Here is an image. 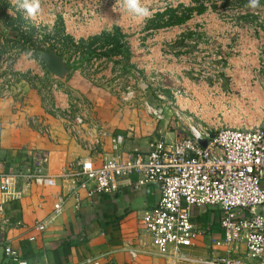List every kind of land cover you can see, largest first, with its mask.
<instances>
[{"label":"crops","instance_id":"0c3cea01","mask_svg":"<svg viewBox=\"0 0 264 264\" xmlns=\"http://www.w3.org/2000/svg\"><path fill=\"white\" fill-rule=\"evenodd\" d=\"M112 9L110 7L100 16L92 14L93 22H102V26L92 34L89 33L90 27L83 26V22L68 13L45 22L48 24L45 32L52 34L54 30L53 35L56 37L63 35L67 39H73L76 50L78 40H84L86 44L89 36L99 35L102 31L110 32L113 25L117 26L124 20L120 9ZM2 12L10 14L7 0H0V14ZM64 23L71 25L70 31ZM28 28L36 29L33 25ZM0 30L3 32L0 42L3 38L9 40L10 25L3 23L1 15ZM124 42L130 52L128 63H125L121 55L106 56L110 46L94 45L91 52L82 47V55L76 62L75 70L71 69V74L64 79L55 78L44 69L51 86L49 108L55 114H51L45 107L40 91L25 80L22 83L26 95L21 98L22 101L13 97L0 99V121L5 128L0 148V171L29 172L32 167V152H45L49 156L44 178L29 185L20 177L12 178L8 191H0V204H3L0 232L3 229L9 245L20 252L27 264H93V259L98 260V264L170 263L166 259L147 255H138L133 259L129 254L139 233V218L159 200L158 187L145 185L134 188L133 178H119L114 191L109 194L88 195L83 189L73 194L70 192V181L61 179L58 175L68 166H74L88 157L98 163L103 156L90 154L81 141L66 131L63 115L73 98H81L90 105L88 120L98 123L101 139L105 144L104 151L108 149L109 140L114 134L124 136L122 150L141 154L148 151L150 142L154 140L169 142L174 139V135H180L178 130H167L166 124H158L135 108L122 113L117 104L120 89L126 88L128 84L129 88L134 89L133 85L137 86L139 83L135 76L125 84L124 75L121 76L125 64L130 66L131 72L138 73L137 70H146L141 69L137 62L147 60L158 63L161 66L159 70L168 78L176 79L181 75V66L176 64V59L169 50L164 52L159 38L150 41V49L141 47L136 40L133 43ZM71 48L70 58L66 57V53H58L68 64H71L75 53L74 47ZM94 59L98 61L96 70L91 67ZM59 200L62 201L61 211L52 215L54 204ZM258 211L264 214V207ZM192 220L201 235L184 252L190 257L200 258L226 255L223 248L214 249L211 244V238L223 237L218 211L211 207L195 208ZM38 222H44V230L34 229ZM30 237L34 238L30 240ZM105 254L106 257L103 256ZM230 255L244 257L243 246H238ZM248 262L255 263L253 260ZM0 264H16L4 255L2 246Z\"/></svg>","mask_w":264,"mask_h":264},{"label":"rangeland","instance_id":"374dc122","mask_svg":"<svg viewBox=\"0 0 264 264\" xmlns=\"http://www.w3.org/2000/svg\"><path fill=\"white\" fill-rule=\"evenodd\" d=\"M23 2L8 0L9 15L13 19L21 16L23 23L17 29L24 35L32 32H28V26L36 27L30 34L33 43L15 39L16 33L11 30L10 39L3 38L0 42L1 100L13 97L20 101L26 95L22 83L25 80L40 91L45 106L50 109L51 86L43 64L34 53L35 47L56 55L66 53L68 58L74 47L73 56L79 60L85 41L78 40L75 50L73 39L63 35L56 37L54 30L52 34L46 33V23L68 13L83 22V26L90 27L92 34L102 26L98 20L93 22L92 14L103 15L111 7L113 11L120 9L124 19L119 25H113L111 31L118 28L126 43L136 40L141 47L149 49L152 47L150 41L159 38L164 52L169 50L176 64L181 66L182 79L168 78L159 70L158 63L147 60L137 62L146 71L122 70L126 85L135 76L139 81L137 86L133 85L134 89L129 88V84L120 89L117 104L122 113L134 108L140 110L145 117L166 124L167 130H178L180 135L173 138L189 135L191 127L213 133L218 127L263 126L264 0H259L256 8L249 7L248 0H140L141 6L150 12L148 18L128 12L122 0H40L42 12L31 18L21 7ZM189 6L200 8L201 12L193 11L191 18L181 25L164 24V18L156 17L158 12L169 8L179 7L182 13ZM24 20L28 24H24ZM65 25L70 31L71 25ZM197 143L205 147L208 138L203 137ZM147 256L156 255L149 253Z\"/></svg>","mask_w":264,"mask_h":264},{"label":"built area","instance_id":"2783aa9c","mask_svg":"<svg viewBox=\"0 0 264 264\" xmlns=\"http://www.w3.org/2000/svg\"><path fill=\"white\" fill-rule=\"evenodd\" d=\"M77 61V56H72L70 63ZM92 62L96 69L98 61ZM90 110L86 101L73 98L63 115L66 131L81 141L90 154L103 156L98 163L88 157L58 175L70 181L73 194L80 189L88 195L109 194L119 178H133L134 188L158 187V202L138 220L139 233L135 246L129 250L133 259L152 253L171 264H251L249 260L264 264V214L258 211L264 207V122L262 127L248 129L218 127L213 133L191 127L189 135L169 142H150L148 151L141 154L122 150V134L112 135L104 151L98 123L88 120ZM4 129L0 121V148ZM203 137L208 138V143L200 147L197 141ZM48 163L47 153L32 152L29 172L0 171V191H8L12 178L20 177L26 185L44 178ZM61 203L59 200L54 204L52 215L61 211ZM206 207L218 211L223 230V237L211 238V244L214 249L223 248L226 255L190 257L184 250L192 247L201 235L192 220L193 210ZM44 228V222L34 227L38 231ZM0 246L14 263L27 264L20 252L9 245L3 229ZM238 246H243L244 257L230 255ZM92 262L98 264V260Z\"/></svg>","mask_w":264,"mask_h":264},{"label":"trees","instance_id":"16d2710c","mask_svg":"<svg viewBox=\"0 0 264 264\" xmlns=\"http://www.w3.org/2000/svg\"><path fill=\"white\" fill-rule=\"evenodd\" d=\"M193 11H196L199 13L201 12V9L200 8L193 9V6H189L185 8L182 13H180L179 7L169 8L163 12H158L156 14V17L161 18V19L164 18L165 20L164 24L181 25L183 23H186V21L191 18ZM0 15L3 20V23H5V25L7 26L10 25V30L16 33V36L14 37L15 39L22 40L23 43H28V44L33 43L32 37L30 36V34L33 32L34 29L28 28L29 29L28 32L32 31L30 34L28 33L29 34L28 36L23 35V33L17 29L18 25L20 23H23L20 15H16L17 17L15 19L11 18L9 15L4 14V12H2ZM2 34L3 32L0 30V37L3 36ZM18 36L19 38H17ZM84 45H86L84 47H86V50H88V52L92 51L91 47L94 45H98L100 47L110 46L109 52L106 53V56L110 57L115 54L121 55L125 59L126 61L125 63H128L130 52L126 48L125 42L123 40V35L121 34L120 29L118 28H114L111 32H102L99 35L92 36L89 38L88 41H86V44ZM41 52L42 50L35 47L34 49L35 55L39 56ZM129 67H130L129 65L125 64L123 66V70L126 72L129 70ZM70 68L72 70H75L76 64L72 63ZM46 73L49 74L47 71ZM42 101L44 103L43 97H42ZM48 110L51 114H54L53 112L50 111V109Z\"/></svg>","mask_w":264,"mask_h":264},{"label":"clouds","instance_id":"9594fccd","mask_svg":"<svg viewBox=\"0 0 264 264\" xmlns=\"http://www.w3.org/2000/svg\"><path fill=\"white\" fill-rule=\"evenodd\" d=\"M122 3L128 12L137 17L148 18L150 16L149 10L146 7L141 6L140 0H122ZM248 6L251 8L258 7L259 0H248ZM21 7L31 18H35L42 12L40 0H24Z\"/></svg>","mask_w":264,"mask_h":264},{"label":"water","instance_id":"95a60500","mask_svg":"<svg viewBox=\"0 0 264 264\" xmlns=\"http://www.w3.org/2000/svg\"><path fill=\"white\" fill-rule=\"evenodd\" d=\"M38 58L46 71L55 78L64 79L71 74V64H68L63 57L50 50L42 51Z\"/></svg>","mask_w":264,"mask_h":264}]
</instances>
